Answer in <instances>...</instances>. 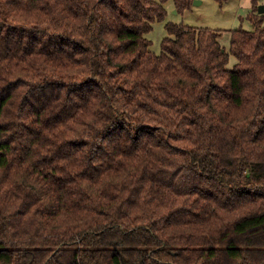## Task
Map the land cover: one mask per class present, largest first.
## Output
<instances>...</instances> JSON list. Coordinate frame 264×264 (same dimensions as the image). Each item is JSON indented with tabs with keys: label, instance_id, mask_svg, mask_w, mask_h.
<instances>
[{
	"label": "trees",
	"instance_id": "16d2710c",
	"mask_svg": "<svg viewBox=\"0 0 264 264\" xmlns=\"http://www.w3.org/2000/svg\"><path fill=\"white\" fill-rule=\"evenodd\" d=\"M166 1L0 0V264H264V14Z\"/></svg>",
	"mask_w": 264,
	"mask_h": 264
},
{
	"label": "rangeland",
	"instance_id": "374dc122",
	"mask_svg": "<svg viewBox=\"0 0 264 264\" xmlns=\"http://www.w3.org/2000/svg\"><path fill=\"white\" fill-rule=\"evenodd\" d=\"M252 1H254L253 6L264 5V0H227L223 4L214 0H193L187 9L177 13L172 0H168L163 4L166 11L164 20L155 22L152 25V31L146 35V38L151 42L150 49L155 54L161 52V41L167 36L165 25L171 22L193 28L219 30L222 33L220 43L227 50L230 39L229 30L240 26L246 30L252 28L251 24L245 20L252 8ZM236 63V59L230 56L226 68L232 69Z\"/></svg>",
	"mask_w": 264,
	"mask_h": 264
},
{
	"label": "water",
	"instance_id": "95a60500",
	"mask_svg": "<svg viewBox=\"0 0 264 264\" xmlns=\"http://www.w3.org/2000/svg\"><path fill=\"white\" fill-rule=\"evenodd\" d=\"M194 3H197V2L194 1ZM257 13H258L259 15L264 14V5H259V6H258V8H257ZM263 23H264V21H263Z\"/></svg>",
	"mask_w": 264,
	"mask_h": 264
}]
</instances>
